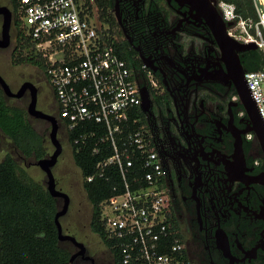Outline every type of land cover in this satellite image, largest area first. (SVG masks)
Instances as JSON below:
<instances>
[{
  "label": "flooded vegetation",
  "instance_id": "flooded-vegetation-1",
  "mask_svg": "<svg viewBox=\"0 0 264 264\" xmlns=\"http://www.w3.org/2000/svg\"><path fill=\"white\" fill-rule=\"evenodd\" d=\"M110 1L188 264H264V150L238 91L251 49L236 64L217 24L184 0ZM86 247L73 264H117L104 242Z\"/></svg>",
  "mask_w": 264,
  "mask_h": 264
},
{
  "label": "built area",
  "instance_id": "built-area-1",
  "mask_svg": "<svg viewBox=\"0 0 264 264\" xmlns=\"http://www.w3.org/2000/svg\"><path fill=\"white\" fill-rule=\"evenodd\" d=\"M235 39L254 42L264 52V0H254L258 20L236 4L215 0ZM26 33L45 60L66 135L92 143L100 155L88 181L118 174L113 194L101 202L107 239L123 264H188L165 187V171L142 122V88L118 45L119 39L91 0H20ZM252 97L264 120V63L247 71Z\"/></svg>",
  "mask_w": 264,
  "mask_h": 264
},
{
  "label": "trees",
  "instance_id": "trees-1",
  "mask_svg": "<svg viewBox=\"0 0 264 264\" xmlns=\"http://www.w3.org/2000/svg\"><path fill=\"white\" fill-rule=\"evenodd\" d=\"M236 4L237 11L245 17L258 20L254 0H228ZM14 12V24L17 30L16 46L12 52L13 64H32L44 70L46 63L37 52L35 43L26 33L19 13L20 0H11ZM102 10V18L112 30L116 26L115 18L108 11L112 7L110 0H96ZM126 58V47L122 40L118 43ZM249 71L259 69L264 63L261 49L246 51ZM8 136L21 154L36 160L46 157L45 135L32 122L27 107L23 104L10 103L0 85V144L2 135ZM79 130L71 131L67 138L73 149L75 163L82 170L84 188L92 203L91 228L108 246L117 264H123L117 251L112 249L107 239L101 218V202L113 194L118 174H106L88 181L86 177L96 172L100 159L110 154L92 153V143L84 146L75 143ZM59 210L57 198L48 188L30 178L19 168L18 161L12 154H7L0 161V264H70L72 243L60 240L55 215Z\"/></svg>",
  "mask_w": 264,
  "mask_h": 264
},
{
  "label": "rangeland",
  "instance_id": "rangeland-1",
  "mask_svg": "<svg viewBox=\"0 0 264 264\" xmlns=\"http://www.w3.org/2000/svg\"><path fill=\"white\" fill-rule=\"evenodd\" d=\"M0 5L12 7L11 0H0ZM14 13V12H13ZM14 15V14H13ZM3 16L0 15V37L2 35ZM12 43L7 48H0V74L10 84L13 91H17L26 80H31L42 86V95L38 99V108L48 111L53 100V89L44 71L38 66L32 64H13L12 52L16 46L17 30L14 24L12 26ZM30 94L27 93L22 98L10 97V103L23 104L28 107ZM33 124L41 131L46 138V147L48 155H51L55 150V146L50 138L51 123L46 119L36 118L30 115ZM0 144V161L7 154H12L18 161L19 168L24 170L28 176L36 182L48 187V175L38 164L35 158L24 157L21 152L15 147L12 140L3 134ZM58 137L63 144V152L59 156L56 165L53 167V172L56 177L57 188L62 187V190L70 196L68 211L60 218L65 233L73 234L79 241L84 242L92 252L102 249L101 237L91 228V218L93 206L89 201L84 188V176L82 170L76 165L73 157V149L66 133L60 127ZM62 203V202H61ZM62 205H59V210ZM72 251H74L72 249Z\"/></svg>",
  "mask_w": 264,
  "mask_h": 264
},
{
  "label": "water",
  "instance_id": "water-1",
  "mask_svg": "<svg viewBox=\"0 0 264 264\" xmlns=\"http://www.w3.org/2000/svg\"><path fill=\"white\" fill-rule=\"evenodd\" d=\"M185 2L189 3L193 8L197 9L201 12L205 17L212 19L218 26L222 38L225 40L227 44H230L227 47L228 56L238 65H241V59L239 56V52L245 51L248 49H258V46L254 42L245 43L241 42L228 33V25H231V22H226L223 16L221 15L220 11L218 10L215 0H184ZM116 10V9H115ZM13 10L11 7L7 5H0V15L3 16V23H2V35L0 37V48H7L12 43V26H13ZM120 19V14H118ZM246 73V72H245ZM243 74V77L238 84V91L239 96L242 102L245 104L246 108L252 114L254 119V127L252 130L255 132L257 138L259 139L262 148L264 150V120L260 114L259 107L252 97L251 90L248 87L247 79ZM0 85L4 89L5 93L9 97H16L22 98L25 96L27 91L30 93V101L27 107V111L29 115H32L36 118L46 119L51 123V131H50V138L52 143L55 146V150L50 156L43 157L38 159L37 164L45 170L48 175V190L52 196L56 198H64V205L63 207L57 211L55 215V222L58 228V234L60 240L63 241H71L73 242L78 248L79 251L74 253L70 258V264H73L75 258L79 255H84L86 253L87 247L85 243L79 241L77 237L70 233H65L63 230V225L61 223L60 218L68 211L69 203H70V196L67 192L63 191L60 188H57V181L56 177L53 172V167L56 165L59 156L63 152V144L58 137L59 132V123L58 119L55 115L48 113L40 108H38V87L37 85L31 81L26 80L21 87L17 91H13L10 84L6 81V79L0 74ZM264 179V175H263Z\"/></svg>",
  "mask_w": 264,
  "mask_h": 264
}]
</instances>
